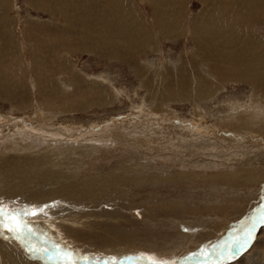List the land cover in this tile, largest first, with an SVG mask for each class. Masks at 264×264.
Returning <instances> with one entry per match:
<instances>
[{
  "label": "rangeland",
  "instance_id": "374dc122",
  "mask_svg": "<svg viewBox=\"0 0 264 264\" xmlns=\"http://www.w3.org/2000/svg\"><path fill=\"white\" fill-rule=\"evenodd\" d=\"M177 13L182 14L186 23L183 29L170 35L161 34L159 22L169 25ZM221 13L244 17L247 22L244 28L249 27L264 40V0H7L0 6V165L3 162L22 164L30 158L46 155L48 157L44 158L49 162L53 156L59 168L72 172L77 181L93 174L101 176V173H122L124 170L129 177L119 187L106 189L102 198L96 200L83 195L74 199L60 197L57 195L60 188L68 183L57 178L58 181L50 186L40 185L43 191L49 187L54 189L46 197L44 194L32 198L41 189L37 186L28 188L20 197L1 195L0 203L9 210H16L20 213L18 218L35 227L44 228L35 223L46 222L59 240L76 249L79 255L104 254V259L114 255L115 264H148L143 261L144 256L170 263L179 260L183 264H196V261L201 264L204 260H213L210 257L214 254L207 255V250L226 251L228 247L226 253L235 255L221 264H264V224L257 228L251 245L242 250L234 243L224 244L223 241L231 232L230 235H236V226L253 222V218L264 213V194L259 192V196L252 190L264 189V139L261 140L264 128H258L264 120L262 89L240 80L225 81L223 88L208 100L163 97L162 89L178 83L181 74L186 77L187 85L193 80L195 85L202 76L219 83L222 80L218 81L207 65L224 67L225 53L237 50L240 53L236 60L242 63L250 53L258 50L255 45L242 46L241 43L223 49L219 46L220 40L211 37L205 44L196 39L195 43L189 33L195 21L207 14L215 17ZM98 24L112 30L114 35H107L110 38L98 40L97 44H86L89 35L100 33ZM245 34L242 27L238 28L236 41H245ZM96 35L92 37L98 38ZM261 45L264 48V41ZM100 95L113 98L108 104L100 103ZM49 100L55 102L52 108L43 103ZM231 101H237L236 105L232 106ZM257 104L260 110L250 117L251 108L247 105ZM234 117L239 125L252 122L256 126L253 124L254 128L238 132L239 129L222 125L224 118L226 121ZM28 125L35 129L42 125L51 130L60 129L63 138L56 134L52 141L44 135V139L31 140L33 144H30V140L21 139L18 133ZM130 130L136 136L134 139L125 134ZM108 131L110 133H106ZM118 132L120 136H115ZM50 143L55 145V152L45 150ZM70 156L75 166L69 162ZM255 168L259 182L239 181L244 173L250 169L253 172ZM224 173L235 176L227 177ZM191 174L195 177L190 178ZM201 175L204 176L201 178ZM32 190H36V194ZM81 197L83 199L79 200ZM24 209L34 210L35 215L23 216ZM241 216L245 218L238 221ZM68 220H78L81 226L78 223L76 227L69 226ZM187 227L192 232H185ZM0 232L9 234L8 238H17L6 229ZM25 233L26 242L33 234L41 236L39 231L27 235L26 229ZM214 236V242H219L217 247L206 246ZM21 238L18 241L27 254L39 260V254L30 251L31 247L25 244L26 247ZM196 246L199 247L196 249ZM41 249L49 250V247L41 245ZM105 249L114 253L109 256ZM168 250L171 254L166 253ZM19 252L28 259L21 250ZM190 253H204L205 258L195 256L187 261L185 258L192 255ZM71 257L74 259L75 255Z\"/></svg>",
  "mask_w": 264,
  "mask_h": 264
},
{
  "label": "bare ground",
  "instance_id": "6f19581e",
  "mask_svg": "<svg viewBox=\"0 0 264 264\" xmlns=\"http://www.w3.org/2000/svg\"><path fill=\"white\" fill-rule=\"evenodd\" d=\"M6 2H7V0H0V6H2V5H5L6 4ZM234 6V5H233ZM233 9V8H232ZM251 9V8H250ZM229 14H230V12H229ZM182 14H180V13H177V15L175 16V20H174V22L173 23H171V24H169V25H167L166 24V22L165 21H161V22H159L158 24V29H159V31H160V33L161 34H168V35H170V34H173V33H175V32H180L182 29H183V27H184V24H186L185 23V21H184V19L182 18V16H181ZM216 16L215 17H213L214 15H210V14H207V15H205V16H203L202 18H200L198 21H195V23L193 24V26H191L190 27V29H189V33H190V37L194 40V42L196 43V40H197V42H199L200 41V44H205V41H206V39L207 38H209V37H211V38H218L219 40H220V43H219V46H222V48L223 49H226L227 47H234V46H239L240 45V43H241V45L242 46H246V44H247V46H251V45H255L254 46V48H258V50L255 52V53H250L251 55L250 56H248V58H246V59H244L243 61H242V63H240V62H237V60H236V55H238L239 53H240V50H237V51H235V52H231V53H225V61H224V63H225V66L223 67H219V64L216 66V65H212V64H210V66H208L207 65V68L209 67L211 70H212V72L215 74V77H216V79H219L218 81H221V82H219V83H217V82H213L211 79L209 80V78H203V76L201 77V76H199V77H201L199 80V82H197L196 81V83H195V85L193 84V81H191L190 82V84L189 85H187V82L185 81L186 80V77H184L183 76V74H181V77H180V79L178 80V83H176V84H174V85H166L163 89H162V91H163V97H166V98H173V99H176V98H182V99H191V100H194V99H203V100H208V98L209 97H211L212 98V96H214V95H216V93L219 91V90H221L222 88H223V84L224 83H226V82H230V81H238V80H240V81H242V82H245L246 84H248V85H250L251 87H254V88H259V89H262V92H263V97H264V48L262 47V45L261 44H263V39H262V37L257 33V34H255L254 32H253V30H250V28L249 27H246V28H244L245 26H247L246 24H247V22H245L244 21V17H235V16H230V15H226V14H215ZM121 17H123V15L121 16ZM165 17V16H164ZM166 18V17H165ZM168 18V17H167ZM146 19V18H145ZM148 19V18H147ZM242 19V20H241ZM170 21V20H169ZM242 21H244V23L242 22ZM115 22V21H114ZM154 24V23H153ZM99 25V24H98ZM149 25V24H148ZM145 26H146V24H142V27L143 28H145ZM153 27V26H152ZM240 27H242L243 28V30L246 32V38H245V41L243 40L242 42H241V40H238V41H236V39H235V33H236V31L238 30V28L240 29ZM142 28V29H143ZM154 28H152V30H153ZM98 30H100V33L98 34V35H96V34H91V35H89V36H91V37H89L88 38V41L86 42V41H84V42H86V44H97L98 43V40L99 41H101L102 42V40H104V38L105 37H109V36H107V35H114L113 34V32H112V30H110V29H107L105 26H103V27H100V25H99V27H98ZM111 32H110V31ZM144 30V29H143ZM92 31V30H91ZM243 32V31H242ZM92 33V32H91ZM96 35V37H98V38H95V37H92V36H95ZM150 35H152V32H151V34ZM124 36V35H123ZM153 36V35H152ZM110 38V37H109ZM109 38H107V39H109ZM152 39V38H151ZM196 39V40H195ZM202 42V43H201ZM110 43V42H109ZM112 43H114V42H112ZM236 43H237V45H236ZM115 44V43H114ZM258 44V45H257ZM257 45V46H256ZM123 46V45H122ZM198 46L199 47H203L202 45H199L198 44ZM250 49H252V48H250ZM249 49V50H250ZM256 50V49H255ZM89 52V51H88ZM226 52V51H225ZM208 58V57H207ZM212 61L213 62H215V60H213L212 59ZM219 61V60H218ZM204 62V60H202V62L201 63H203ZM214 64H217V61H216V63H214ZM226 64H227V66H226ZM197 65V64H196ZM205 65V64H204ZM206 66V65H205ZM172 68V67H171ZM218 76V77H217ZM189 77V76H188ZM188 79V78H187ZM213 79V78H212ZM215 79V80H216ZM226 81V82H225ZM192 85H194V87L192 86ZM151 87H153V86H151ZM193 88V89H192ZM256 90V89H255ZM150 91V90H149ZM261 91V90H260ZM116 92V91H115ZM155 92V91H154ZM154 92H153V94H154ZM106 93V92H105ZM118 93V92H117ZM151 93V92H150ZM51 95V94H50ZM0 96H1V93H0ZM53 96H55V95H53ZM258 96V95H257ZM45 97V96H44ZM48 97H49V95H48ZM47 97V98H48ZM115 97V96H114ZM17 98V97H16ZM50 98V97H49ZM48 98V99H49ZM110 98H113V97H110L109 95H104V96H102V95H100L99 96V98H98V100H99V102L101 103H106L107 102V104H108V101L110 100ZM210 98V99H211ZM45 99V98H44ZM66 99V98H65ZM79 99H85V97L84 98H79ZM262 99V98H261ZM64 100V99H63ZM68 100V99H67ZM16 102H19V104L20 103H22V101L21 100H16ZM54 101L52 100H49V101H46V102H43L44 103V105L46 106V107H49V105H50V107L49 108H52V103H53ZM230 102V101H229ZM237 102V101H236ZM236 102L235 101H231V105L233 106H235L236 105ZM35 103V102H34ZM55 103V102H54ZM68 103V102H67ZM110 103V102H109ZM245 103V102H244ZM65 104V103H64ZM239 104V103H238ZM237 104V105H238ZM41 105V104H40ZM74 105V104H73ZM248 106V108L250 109L251 108V115H250V117H252V116H254L255 114H254V112L256 113V111H258V110H260V108H258L259 106H258V104L257 105H255L254 107H251V105H247ZM21 107V106H20ZM30 107V106H29ZM41 107H43V105L41 106ZM25 108V107H24ZM23 108V109H24ZM33 108V107H32ZM64 109H70V107H65ZM155 109H156V107H155ZM262 109V108H261ZM41 110H42V108H41ZM71 110V109H70ZM33 111V110H32ZM45 111H46V109H45ZM54 111V110H53ZM263 111H264V109H263ZM57 112V111H56ZM259 112H261V111H259ZM38 113V112H37ZM47 113V112H46ZM55 113V112H54ZM27 114V113H26ZM39 114V113H38ZM40 114H42V112L40 113ZM48 114V113H47ZM56 114H59L58 112L56 113ZM253 114V115H252ZM50 115V114H49ZM48 115V116H49ZM53 115V114H52ZM22 116V115H21ZM42 116H43V114H42ZM47 116V117H48ZM55 116V115H54ZM54 116H52L53 118H54ZM157 116V115H156ZM226 116H228V115H226ZM225 116V117H226ZM239 116V115H238ZM8 117V116H7ZM229 117H230V115H229ZM237 117V116H236ZM153 118V117H152ZM225 119V118H224ZM222 120V125L224 126V127H226V128H230V129H236V131H238V129H239V131L238 132H241V131H245V130H249L252 126H253V124L254 123H252V122H248L247 124L246 123H244L245 125H239L238 123H240V122H238V120L234 117L233 119L232 118H230V119H226V121L225 120ZM250 119V118H249ZM263 119V118H262ZM8 120V119H7ZM15 120V119H14ZM28 120V119H27ZM49 120H51V119H49ZM232 120H233V122H232ZM259 120V119H258ZM261 120V119H260ZM12 121V120H11ZM17 121H18V119H17ZM21 121V120H20ZM31 121V120H30ZM250 121V120H249ZM9 122H10V120H9ZM27 122H29V121H27ZM53 122V121H52ZM122 122V121H121ZM132 122V121H131ZM13 123V122H12ZM21 123H22V121H21ZM25 123V122H24ZM45 123V122H44ZM243 123V122H242ZM251 123H252V125H251ZM2 124V123H1ZM9 124V123H8ZM17 124V123H16ZM28 124V123H27ZM32 124H34V123H32ZM43 124V123H42ZM22 125V124H21ZM21 125H20V127H21ZM116 125V124H115ZM130 125V124H129ZM238 125V126H237ZM255 125V124H254ZM15 126V125H14ZM17 127H18V125H16ZM33 126V125H32ZM40 126V125H39ZM256 126V125H255ZM35 127V126H34ZM38 127V126H37ZM51 127V126H50ZM71 126H69V128H70ZM198 127H200V126H198ZM11 128V127H10ZM14 128V127H13ZM22 128V127H21ZM67 128H68V126H67ZM105 128V127H104ZM162 128V127H161ZM194 128V127H193ZM253 128H254V126H253ZM258 128L259 129H262V128H264V120H263V122L261 121L260 122V125H258ZM64 129V128H63ZM106 129V128H105ZM109 129V128H108ZM114 129V128H113ZM126 129V128H125ZM200 129H202V127L200 128ZM232 129V130H233ZM12 130V129H11ZM65 130H66V128H65ZM69 130V129H68ZM112 130V129H111ZM129 130V129H128ZM191 130V129H190ZM203 130H204V128H203ZM14 131V130H13ZM69 131H71V130H69ZM84 131V130H83ZM99 131V130H98ZM101 131V130H100ZM200 131V130H199ZM251 131V130H250ZM253 131H255V130H253ZM17 132V131H16ZM81 132V131H80ZM102 132V131H101ZM193 132V131H192ZM198 132V131H197ZM237 132V133H238ZM18 133H19V135H21L22 136V138L21 139H23V140H30L29 141V143L31 142V140H33V141H35V140H39V138L41 139V138H43L44 137V135H45V138H51L52 139V136H54V135H56V134H61V138H63V132L60 130V129H55V130H51V129H49V128H46V127H44V125H42L41 127H39V129H35V128H32V127H30L29 125H28V127H24V129H23V131L22 132H19L18 131ZM66 133V132H65ZM92 133V132H91ZM98 133V132H97ZM106 133H110V131H108V132H106ZM105 133V134H106ZM133 133V131L132 130H130L128 133L126 132L125 134H126V136H132L133 137V139L136 137L135 136V134H132ZM135 133V132H134ZM156 133V132H155ZM168 133V132H167ZM243 133V132H242ZM103 134V133H102ZM139 134V133H138ZM147 134V133H146ZM145 134V135H146ZM200 134V133H199ZM199 134H197V135H199ZM250 134V133H249ZM16 135V134H15ZM68 135V134H67ZM88 135V134H87ZM92 135V134H91ZM115 136H120L119 135V132L118 133H115L114 134ZM153 135V134H152ZM151 135V136H152ZM238 135H239V133H238ZM237 135V136H238ZM261 135V134H260ZM74 136V135H73ZM82 136V135H81ZM107 136V135H106ZM157 136V135H156ZM241 136V135H240ZM244 136V135H243ZM13 137H16V136H13ZM56 137V136H55ZM54 137V140L56 139L57 140V138H55ZM69 137V136H68ZM67 137V138H68ZM19 138V137H18ZM70 138V137H69ZM118 138V137H117ZM145 138V137H144ZM147 138H148V136H147ZM259 138V137H258ZM262 138V137H261ZM260 138V139H261ZM4 139V138H3ZM44 139V138H43ZM48 139V140H49ZM120 139V138H119ZM138 139V138H137ZM146 139V138H145ZM241 139H242V137H241ZM243 139H245V137L243 138ZM242 139V140H243ZM246 139H248V138H246ZM252 139V138H251ZM263 139L264 138H262L261 140H262V142H263ZM55 140V141H56ZM59 140H60V138H59ZM254 140V139H253ZM52 141H53V139H52ZM7 142V141H6ZM43 142H44V140H43ZM47 142V141H46ZM57 142V141H56ZM137 142H139V141H137ZM149 142V141H148ZM260 142V141H259ZM32 143V142H31ZM30 143V144H31ZM258 143V142H257ZM33 144V143H32ZM46 144V143H45ZM256 144V143H255ZM258 145V144H257ZM29 146V145H28ZM34 147V146H33ZM23 148V147H22ZM26 148V147H25ZM35 148V147H34ZM33 148V149H34ZM71 148H74V147H71ZM28 149V148H27ZM49 150L50 152H55L54 150H55V145H53V143H50L49 145H48V148H45V150ZM58 149V148H57ZM84 149V148H83ZM42 150V152H44V149H41ZM68 150H70V149H68ZM67 150V151H68ZM57 151V150H56ZM62 151V150H61ZM64 151V150H63ZM66 151V152H67ZM75 151V150H74ZM92 151V150H91ZM28 152V151H27ZM58 152V151H57ZM70 152V151H69ZM78 152V151H77ZM234 152V151H233ZM48 153V152H47ZM59 153H61V152H59ZM58 153V154H59ZM64 153V152H63ZM76 153V152H75ZM44 154H46V153H44ZM43 154V155H44ZM56 154V153H55ZM68 154V153H67ZM72 154H74L73 153V151H72ZM79 154V153H78ZM81 154V153H80ZM84 154V153H83ZM51 155V154H50ZM53 155V154H52ZM70 155V154H69ZM82 155V154H81ZM42 156V155H41ZM36 157V159H31L30 158V160H29V162H24V163H22V164H9V165H6L7 163H2V165H0V196L1 195H3V196H19L20 197V195H22V194H24L25 193V191L28 189V188H32V187H40L41 189H40V191L38 190V191H36V193H37V195H33L34 197H32V198H37V197H39V196H41V197H43V195H44V197H46V195L47 194H49V193H51L52 194V191H54V189L53 188H51V187H49L51 184H54L53 182L54 181H58V179L57 178H61V179H64L65 180V182H67L68 184H66V185H64V186H62L61 188H60V190H59V193L57 194V195H59L60 197H62V198H71V197H73V199H74V197H77L78 198V196H82L83 195V197L85 196L86 198H90V199H94V200H96V199H98V197H100L101 196V194L103 193V192H105V190L106 189H108V188H112V187H119L123 182L125 183V181L126 180H128L127 178H129L125 173H126V171L124 170V172H120V171H118L117 173H116V171H115V173H105V174H103V173H101L100 175L101 176H96L95 174H93V175H90V176H88V177H86L87 179L86 180H82V181H77V179L75 178L76 176L74 175V174H71L72 172H70V173H67L66 171H64V169H63V171L59 168L60 166L57 164V162H56V159L53 157V156H51L50 157V159H51V162H49L48 160L49 159H45L44 157H48V156H46V155H44L43 157ZM63 156V155H62ZM76 157H78V156H76ZM44 158V159H43ZM56 158H58V156H56ZM63 158V157H62ZM70 158H71V156H70ZM75 158V157H74ZM84 158V157H83ZM54 159V160H53ZM60 159V158H59ZM77 158H75V160H76ZM28 160V159H27ZM74 160V159H73ZM64 161V160H63ZM72 161V158L69 160V162H71ZM78 161V160H77ZM76 161V162H77ZM61 162V161H60ZM63 163V162H62ZM65 163H67V162H65ZM78 163V162H77ZM71 164H74V166H75V163L73 162H71ZM79 165H81L80 163H79ZM73 166V165H72ZM82 166V165H81ZM70 167V166H69ZM83 167V166H82ZM248 167V166H247ZM255 167V166H254ZM253 167V168H254ZM253 168H252V170H253ZM69 169V168H68ZM71 170V169H70ZM127 170V169H126ZM236 171V170H235ZM256 168L254 169V171L252 172L251 171V169L249 170V172H246V173H244L245 175L243 176V178H241V179H239V181L241 182V183H247V182H251V183H254V182H259V178H258V174L256 173ZM262 171V170H261ZM73 172H74V170H73ZM238 172V171H237ZM159 175V174H158ZM157 175V176H158ZM222 175V174H221ZM224 175L225 176H227L225 173H224ZM82 176V175H81ZM187 177H188V175H186ZM204 175H201V178L203 177ZM225 176L223 177L224 179H225ZM229 176H235L234 174H230ZM229 176H227V177H229ZM264 176V175H263ZM79 177V176H78ZM159 177H161V176H159ZM184 177V176H183ZM193 178V177H195V176H193V174H191V176H190V178ZM221 177V176H220ZM231 177V178H232ZM190 178H189V180H190ZM230 178V179H231ZM261 178H263V177H261ZM79 179V178H78ZM83 179V178H82ZM154 179V178H153ZM228 179V178H227ZM154 181V180H153ZM158 181H160V180H158ZM150 182V181H149ZM229 182V181H228ZM264 182V181H263ZM44 183H47L49 186V190H47V191H51V192H47V191H43L42 189V187L40 186L41 184L43 185ZM64 183V182H63ZM134 183H135V181H134ZM237 183V182H236ZM130 184V183H129ZM256 184V183H255ZM62 185V184H61ZM60 185V186H61ZM245 185V184H244ZM258 185V184H257ZM262 185H264V184H262ZM133 186V185H132ZM57 187L58 186H56V189H57ZM47 188V187H46ZM54 188H55V186H54ZM29 189V190H30ZM38 189V188H37ZM260 189V188H259ZM258 189V187L257 188H253L252 190L254 191V192H256V194L258 193L259 194V192L262 194H264V189H261V190H259ZM58 190V189H57ZM249 190V189H248ZM33 191V190H32ZM35 191H33L34 193H35ZM56 191V190H55ZM31 192V191H30ZM35 193V194H36ZM29 194V193H28ZM33 194V193H32ZM30 195V194H29ZM107 195V194H106ZM106 195H105V197H106ZM252 195V194H251ZM49 196V195H48ZM58 196V197H59ZM259 196H260V194H259ZM54 197V196H53ZM55 197H56V195H55ZM59 197V198H60ZM80 198V197H79ZM101 198H102V196H101ZM255 198H259V197H255ZM72 199V198H71ZM83 198L81 197V199H79V200H82ZM251 199H253V197L251 198ZM48 200V199H47ZM61 200H63V199H61ZM77 200V199H76ZM75 200V201H76ZM87 200H89V199H87ZM93 200V201H94ZM254 200H256V199H254ZM38 201H39V199H38ZM49 201V200H48ZM52 201H53V199H52ZM70 201V200H69ZM100 201V200H99ZM64 202V201H63ZM258 202H259V199H258ZM91 203H92V200H91ZM96 203V202H95ZM99 203V202H98ZM256 203H257V201H256ZM40 204H42V202H40ZM44 204V203H43ZM52 204V203H51ZM62 204V203H61ZM63 204H65V203H63ZM85 204V203H84ZM88 205V204H87ZM96 205V204H95ZM117 206H118V204H116ZM254 205V204H253ZM259 205V204H258ZM45 206V205H44ZM51 206V205H50ZM55 206V205H54ZM58 206V205H57ZM76 206V205H75ZM93 206V205H92ZM255 206H256V204H255ZM262 206V205H261ZM56 207V206H55ZM68 207V206H67ZM83 207V206H82ZM94 207V206H93ZM96 207V206H95ZM110 207V206H109ZM252 207V206H251ZM52 208V207H51ZM72 208H73V206H72ZM79 208V207H78ZM85 208V207H84ZM83 208V209H84ZM60 209V208H59ZM81 209V208H80ZM107 209H108V207H107ZM111 209V208H110ZM252 209V208H251ZM264 209V208H263ZM44 210V209H43ZM50 210V209H49ZM76 210V209H75ZM87 210H89V209H87ZM94 210V209H93ZM63 211V210H62ZM74 211V210H73ZM81 211H83L82 209H81ZM106 211V210H105ZM104 211V212H105ZM251 211V210H250ZM78 212V211H77ZM88 212V211H87ZM91 212V211H90ZM249 212V211H248ZM76 213V212H75ZM93 213V212H92ZM97 213V212H96ZM255 213V212H254ZM257 213V212H256ZM50 214V213H49ZM88 214V213H87ZM251 214V213H250ZM52 215V214H51ZM57 215V214H56ZM69 215V214H68ZM83 215H84V213H83ZM82 215V216H83ZM107 215H109V214H107ZM248 215V214H247ZM52 216H54V215H52ZM64 216V215H63ZM76 216H78V215H75V217ZM81 216V215H80ZM87 216V215H86ZM92 216V215H91ZM96 216H98V215H96ZM101 216H102V214H101ZM250 216V215H249ZM66 217H67V215H66ZM84 217V216H83ZM88 217V216H87ZM108 217V216H107ZM171 217V216H170ZM242 217H244V216H241V218H239L238 219V221L239 220H241V219H244V218H242ZM253 217V216H252ZM256 217H258V216H256ZM73 218L74 217H72L71 219L73 220ZM98 218V217H97ZM109 218V217H108ZM188 218V217H187ZM76 219V218H75ZM78 219V218H77ZM81 219H82V217H81ZM80 219V220H81ZM93 220V218H90V220ZM101 219V218H100ZM113 219V218H112ZM217 219V218H216ZM254 219V218H253ZM44 220H45V218H44ZM79 220V219H78ZM78 220H75V222L74 221H70V220H68V225L69 226H73V225H75V227H76V223H78V225H79V223H81L80 221H78ZM88 220V219H87ZM94 220H96V219H94ZM174 220V219H173ZM208 220H209V218H208ZM39 221V220H38ZM41 221V220H40ZM63 221V220H62ZM85 221V220H84ZM98 221L100 222V220L98 219ZM97 221V222H98ZM102 221V220H101ZM113 221V220H112ZM149 221V220H148ZM178 221V220H177ZM210 222H212L211 221V219L209 220ZM247 221V220H246ZM55 222V221H54ZM59 222V221H58ZM95 222V221H94ZM108 222V221H107ZM234 222H236V221H234ZM248 222V221H247ZM245 223L246 225H241L240 224V226H236V231H235V234L236 235H228V239L227 240H224L223 239V241L225 242L224 244H226L227 242H229V243H234V241L235 240H237L238 238H240V237H242L243 235H244V233L247 231V229H248V227H249V223H251V222H248V223ZM37 223V222H36ZM35 223V225H43L44 226V228L42 227V226H38V227H35V226H33L34 224L33 223H31V222H26V225H27V231L30 229L31 231H39L40 232V234H41V236L40 237H42V239H40V237H38L37 235L38 234H33V236L31 237V240L30 241H28V239H27V242H26V240H25V238H23V235L21 236L20 235V237H22L21 238V240L22 241H24L25 240V242H24V245L26 244V245H29L31 248H34V249H36V251L35 252H37L36 253V255L37 254H39V260H35V258L33 257V256H30V255H28L27 254V252L25 251V249L26 248H24L22 245H21V243L18 241V238H8V237H10V235L9 234H7V233H5V234H3V233H1L0 232V238H1V242H0V264H48V263H53V264H65V262H63L62 261V259L60 258V256H61V254L63 253V252H70L71 254H74L75 255V257L77 256H79V258H76V264H115V260L113 259V257L112 256H114V255H112L111 253H114V252H112V251H110V250H107V249H105L106 251V254L108 255L109 254V256H111V257H108V258H106L105 257V259H104V257L102 256V255H104V254H100V256H94V255H88V256H81V255H79L78 254V252L76 251V249H72V247L70 248V246H68L64 241H62V240H59V238L57 237V234H56V232L53 230V228L52 227H50L49 226V224H48V226H47V224H46V222H45V224L42 222V223H38V224H36ZM57 223V222H56ZM86 223V222H85ZM116 224H117V222H115ZM114 223V224H115ZM119 223V222H118ZM178 223V222H177ZM63 224H66V223H64V221H63ZM92 223H90V225H91ZM179 224H180V221H179ZM191 224V223H190ZM233 224V223H232ZM236 224V223H235ZM86 225V224H85ZM184 225V224H183ZM261 224H257L256 225V227H255V229H254V231H253V236L255 235V233H256V231H257V228L260 226ZM58 226V225H57ZM79 226H81V225H79ZM118 226V225H117ZM223 226H224V224H223ZM46 227V228H45ZM84 227V226H83ZM93 227V226H92ZM186 227V226H185ZM195 227V226H194ZM201 227V226H200ZM232 227H234V225L232 226ZM242 227H244V228H242ZM29 228V229H28ZM35 228H37V230L35 229ZM55 228V227H54ZM57 228H59V227H57ZM81 228V227H80ZM85 228V227H84ZM94 228V227H93ZM181 228V227H180ZM231 228V227H230ZM71 229V228H70ZM74 229V228H73ZM210 229V228H209ZM225 229V228H224ZM235 229H233V230H235ZM1 230V229H0ZM3 230V229H2ZM72 230V229H71ZM78 230V229H77ZM83 230V229H82ZM81 230V231H82ZM190 229H189V227H187L186 229H185V232L187 231H189ZM197 230V229H196ZM226 230V229H225ZM31 231H28V233H27V235H29L30 234V232ZM61 231H62V229H61ZM78 231H80V230H78ZM191 231V230H190ZM223 231V230H222ZM221 231V232H222ZM122 232V231H121ZM192 232V231H191ZM230 232V231H229ZM228 232V233H229ZM74 233V232H73ZM11 234V233H10ZM14 234V233H13ZM12 234V235H13ZM63 234H64V232H63ZM77 234V233H76ZM186 234V233H185ZM191 234H193V233H191ZM220 234V233H219ZM225 234H227V233H225ZM6 235V236H5ZM195 235V234H194ZM194 235H193V237H194ZM14 237H17V234L15 233V235H13ZM59 236V235H58ZM217 236V238L219 237L218 236V234L216 235ZM221 236V235H220ZM19 237V238H20ZM197 237V236H196ZM6 238V239H5ZM71 238V237H70ZM212 238H214V239H212ZM222 238V237H221ZM220 238V239H221ZM224 238H226V236L224 237ZM30 239V238H29ZM198 239V238H197ZM219 239V238H218ZM209 240V239H208ZM252 240H253V238H252ZM251 240V241H252ZM18 241V242H17ZM21 241V242H22ZM46 241V242H45ZM215 241V236L214 237H211V240H209V242L208 243H206V246L208 245H210L211 247H213V248H215V247H217V245L219 244V242L217 243V242H214ZM223 241H221L222 243H223ZM259 241V240H258ZM7 242H9L10 244H11V246L10 245H8L7 244ZM147 242V241H146ZM150 242V241H149ZM187 243V242H186ZM202 243V242H201ZM251 243V242H250ZM249 243V244H250ZM151 244L152 243H150V246H151ZM248 244V245H249ZM25 245V246H26ZM41 245H46V246H48L49 247V250H51V248H55L54 249V251H49L48 249L47 250H44L43 252H41L40 250H41ZM153 245V244H152ZM155 245H156V243H155ZM155 245L154 246H152V248L153 247H155ZM198 245V244H197ZM247 245V246H248ZM251 245V244H250ZM56 246H58L59 247V249H63V250H65V251H60V254H58L57 253V247ZM160 246V245H159ZM162 246H164V245H162ZM165 246H167V245H165ZM170 246V245H169ZM175 246V245H174ZM233 246V245H232ZM246 246V247H247ZM15 247V248H14ZM27 247V246H26ZM156 247H158V246H156ZM168 247V246H167ZM197 247H199V246H196L195 248L197 249ZM201 247V246H200ZM221 247H223V246H221ZM226 247H227V245H226ZM245 247V248H246ZM151 248V249H152ZM169 248V247H168ZM175 248V247H174ZM202 248V247H201ZM234 247H232V249H233ZM237 248V247H236ZM17 249H19V251L21 250L22 251V253L28 258V259H26V258H24L23 256H22V254L17 250ZM28 249V248H27ZM155 249V248H154ZM157 249H159V248H157ZM163 249V248H162ZM176 249V248H175ZM174 249V250H175ZM228 249H229V247L226 249V251H221V250H213L212 252H210V250H207V255L209 254H211V253H213L214 255L212 256V257H210L211 259L213 258V260H206V262H205V260L203 261V263H201V264H221V263H224L226 260H228L229 258H227V257H233L232 255H229V254H227L226 252H229L228 251ZM163 251V250H162ZM170 250H168V252H166V253H170L169 252ZM188 251H190V250H188ZM157 252H159V251H157ZM156 252V253H157ZM203 252V251H202ZM104 253V252H103ZM118 253H120V252H118ZM118 253H117V255H118ZM164 253H165V250H164ZM157 254H159V253H157ZM171 254V253H170ZM174 254V253H173ZM190 254H192V253H190ZM231 254V253H230ZM35 255V256H36ZM163 255V254H162ZM206 255V256H207ZM119 256V255H118ZM196 256V258H200L201 256L202 257H204V253H203V255L201 254V255H196V253L195 254H192V255H190L189 257H187V258H185L187 261H191V258L193 257H195ZM75 257H74V260H75ZM101 257H103V259L101 258ZM134 257V256H133ZM166 258V257H165ZM205 258V257H204ZM207 258H208V256H207ZM209 258V259H210ZM73 259V258H72ZM123 259V258H122ZM125 260H129V258H124ZM142 259H143V261H145L146 263H148V264H152V260L153 259H149L148 257H145L144 256V258L142 257ZM79 260V261H78ZM130 260H132V258L130 259ZM134 260V259H133ZM136 260V259H135ZM156 260V259H155ZM119 261H120V259H119ZM184 261V260H183ZM118 263V262H117ZM196 264H197V261L195 262ZM170 264H183V263H181V262H179V260H178V262H176V263H170Z\"/></svg>",
  "mask_w": 264,
  "mask_h": 264
},
{
  "label": "snow or ice",
  "instance_id": "6c2138e0",
  "mask_svg": "<svg viewBox=\"0 0 264 264\" xmlns=\"http://www.w3.org/2000/svg\"><path fill=\"white\" fill-rule=\"evenodd\" d=\"M35 215V211L24 209L22 212L23 216L27 215ZM20 213L16 210L7 209L2 203H0V229H6L9 232H13L17 234V238L19 239L20 235H24L25 230L27 228L26 221L24 219L18 218ZM257 224H264V213H261L258 217L253 219L252 224L248 227L247 231L244 235L237 240L234 241V246H238L239 249L245 248L253 238V231ZM30 231V229L28 230ZM57 247V253L60 254L59 247ZM30 251H36V249L30 248ZM41 252L44 250L41 249ZM65 264H76V260L72 259L71 254L69 252H63L60 256ZM231 258V257H227ZM152 264H170L168 261L163 260H152Z\"/></svg>",
  "mask_w": 264,
  "mask_h": 264
},
{
  "label": "water",
  "instance_id": "95a60500",
  "mask_svg": "<svg viewBox=\"0 0 264 264\" xmlns=\"http://www.w3.org/2000/svg\"><path fill=\"white\" fill-rule=\"evenodd\" d=\"M188 256V255H187Z\"/></svg>",
  "mask_w": 264,
  "mask_h": 264
}]
</instances>
